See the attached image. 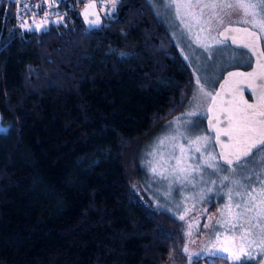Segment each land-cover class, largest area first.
Instances as JSON below:
<instances>
[{"label": "trees", "instance_id": "trees-1", "mask_svg": "<svg viewBox=\"0 0 264 264\" xmlns=\"http://www.w3.org/2000/svg\"><path fill=\"white\" fill-rule=\"evenodd\" d=\"M101 17L10 32L0 0V264H169L179 223L134 191L136 152L192 74L146 0Z\"/></svg>", "mask_w": 264, "mask_h": 264}, {"label": "snow or ice", "instance_id": "snow-or-ice-1", "mask_svg": "<svg viewBox=\"0 0 264 264\" xmlns=\"http://www.w3.org/2000/svg\"><path fill=\"white\" fill-rule=\"evenodd\" d=\"M80 2L83 3L84 0ZM156 2L164 6L166 11L175 9L176 18L184 24L188 32H192L194 27H199L200 32H211L210 26L213 22L223 25L227 17L230 24L251 25V29L264 34V0H180V2L156 0ZM114 4L115 0H113V7ZM97 6L95 0L85 4L86 19L90 15L89 9H96ZM106 7L105 0H99V8L103 10ZM182 9H184L183 12ZM91 14L98 19V13ZM105 15H111V13L105 12ZM89 23L94 24L96 20H90ZM21 26L26 27L27 22ZM241 31L247 33L253 41L242 46L252 55L264 57V52H259L255 43L260 39V35L246 27H225L220 32L225 39L216 40L215 44L224 45L227 39H231L235 44L237 43L235 35L230 34ZM194 42L211 56L214 51L212 44L201 42L198 36H195ZM260 67L264 68V63ZM233 75L243 74L229 73V76ZM254 75L256 74H249V76ZM260 79L261 84L256 91L257 105L245 104V110L239 116L226 105L224 119L227 123L223 128H217V124L220 123L219 118L213 117L209 120L210 128L201 130L199 125L208 113L213 111V107L204 108V105L211 100L214 106L216 97L220 94L216 93L213 96L210 91H206L205 85L208 78H205V83L202 84L198 76L193 99L189 102V107L195 106L196 110L186 111L181 117L165 125L167 134L156 138L153 150L148 153L153 159L146 163L150 167L154 182L161 187L167 185L168 196H171L173 185L194 187L193 180L204 184L218 183L221 198L227 195L229 203L221 209L214 224H205L203 227L210 228L213 232H216L217 228L225 233L239 232V238L242 241L247 240L252 231L259 228V246L261 256H264V104L259 103V98L264 95V73L260 75ZM204 132L207 134H203ZM213 132H215L214 135ZM221 136L228 137L227 144L220 141ZM181 140L183 143L180 142ZM217 145L220 151L213 154ZM164 150H167V158H165ZM157 156H159L158 159ZM212 191V188H208L209 193ZM234 197L238 198L235 203H233ZM179 206L177 204V207ZM188 211L186 209L185 214ZM252 213L255 215H250ZM180 219L183 220L184 215L180 216ZM221 235L222 233L216 234L217 241L220 240ZM234 239L235 237L233 242ZM184 251L187 252L188 249L185 248ZM225 253L228 255L226 256ZM202 255L204 254L195 255L197 264ZM206 255L213 261L231 259L239 264H249V261L261 264L260 260L251 252L245 251L243 246L239 254L230 252L228 247H220L207 252Z\"/></svg>", "mask_w": 264, "mask_h": 264}, {"label": "rangeland", "instance_id": "rangeland-1", "mask_svg": "<svg viewBox=\"0 0 264 264\" xmlns=\"http://www.w3.org/2000/svg\"><path fill=\"white\" fill-rule=\"evenodd\" d=\"M146 2L152 10L156 20L161 23L168 32L177 51L187 64L192 74L193 84L189 97L181 110L158 125L139 145L136 152V162L139 172L137 178L133 182V189L136 191L142 202L171 215L179 223L180 235L176 239L175 247L172 249L173 253L169 259V264H191V261L195 259L197 253H203L204 255L201 257H207L212 260L206 255V253L214 251L216 248L220 247H228L230 252L239 254L242 246L245 251L251 252L253 256L260 260L261 264H264V256H261V249L259 246V228L254 229L248 239L242 241L239 238V232L225 233L219 228H217L216 232H213L210 228L203 227L205 224H214L221 209H224V206L229 203L227 195H223L221 198L219 192L220 185L218 183L204 184L193 180L194 187L192 185H173L171 196H168L167 185L165 184V186L161 187L154 182L150 167L146 163L153 159L148 153L153 150L156 138L167 134L165 125L168 124L169 121L181 117L186 111L196 110L195 106L191 108L189 107V102L193 99V92L197 87L196 79L198 76L201 78L202 84L205 83V78H208L205 90L210 91L213 94L219 81L228 70L236 68L248 69L251 66L252 59L245 51L236 50L227 42L224 45L219 46L215 44L216 40H220L218 33L222 28L226 25L238 24H230L228 18L225 17L223 25H217L213 22L210 26L212 29L211 32H200L199 27H194L192 32H188L184 24L180 23V20L176 18L175 9L166 11L164 6L158 4L156 0H146ZM175 2H180V0H175ZM99 11L101 16L105 15L100 9ZM181 11L183 12L184 9ZM27 21V26L25 27L27 30L40 32L45 30L48 23L53 20L42 21L37 17L32 16L28 18ZM24 23L25 22L22 24ZM189 23H191V20H189ZM243 26L251 28V25ZM256 31L258 32V30ZM195 36H198L201 42L212 44L214 46V51L211 56L197 46L194 42ZM260 37L264 51V34H260ZM208 102H210V100ZM207 105L208 103L204 105V108H206ZM204 119L199 125L201 130H205ZM203 134L207 133L204 132ZM180 142L183 143V140ZM164 151L165 158H167V150ZM215 153L216 150L214 149L213 154ZM196 155L199 156V154ZM156 158L158 159L159 156ZM213 179L215 178L213 177ZM208 188H212V193L208 192ZM224 191L226 192V189ZM237 200L238 198L234 197L233 203L237 202ZM177 204L180 206L177 207ZM186 209L189 210L187 214H185ZM233 211H235V209H233ZM182 215H184L183 220L180 219V216ZM250 215L254 216L255 213ZM217 233H222L219 241L216 240ZM226 237L227 239H225ZM233 237H235L234 242ZM252 241H255V243H252ZM185 248L188 249L187 252L184 251ZM225 255L227 256L228 253H225ZM227 262L228 264H239V262H234L231 259H228ZM249 264H256V261H249Z\"/></svg>", "mask_w": 264, "mask_h": 264}, {"label": "water", "instance_id": "water-1", "mask_svg": "<svg viewBox=\"0 0 264 264\" xmlns=\"http://www.w3.org/2000/svg\"><path fill=\"white\" fill-rule=\"evenodd\" d=\"M93 0L88 1L87 3H92ZM84 9L85 5L81 8L79 11V17L82 21V24L87 30H94L97 29L101 24V15L98 11V9H89L90 15L88 18H85L84 15ZM98 13V19L96 16L92 15L91 13ZM90 20H96V23L90 24ZM225 27H246L249 28L252 31H256L254 29H251L248 26H241V25H226ZM224 27V28H225ZM222 28L219 33V39L224 40L225 37L220 35V32L224 30ZM257 32V31H256ZM258 33V32H257ZM259 34V33H258ZM235 35L237 43L233 44L231 39H227L226 42L234 49L245 51L248 53L252 59L251 66L248 69H231L228 70L221 80L219 81L218 85L216 86V89L214 90L213 96L216 95V93H219L220 95L216 97L215 105H212V102H208L207 107H213V111L211 113H208L207 117L204 119V125L205 129H209V120L213 117L219 118L220 123L217 124V128H223L224 124L227 123V121L224 119L225 117V106H230V109L232 112H235L237 116L241 115L245 110V104H251V105H257L258 98L256 96V91L259 90V86L261 84L260 75L264 73V68H261L260 65L264 63V57H260L259 55H252L248 49L244 48L242 45L246 43L253 42L251 37L248 36L245 32H237ZM260 35V34H259ZM255 43L258 46L259 52H264L262 48V42L261 37L258 41H255ZM229 73H240L243 75H233L229 76ZM255 73L254 76H249V74ZM259 103L264 104V95H262L259 98ZM206 107V108H207ZM215 132H213V135ZM220 141L227 144L228 143V137L221 136ZM216 153L220 151L219 145L215 147Z\"/></svg>", "mask_w": 264, "mask_h": 264}, {"label": "built area", "instance_id": "built-area-1", "mask_svg": "<svg viewBox=\"0 0 264 264\" xmlns=\"http://www.w3.org/2000/svg\"><path fill=\"white\" fill-rule=\"evenodd\" d=\"M91 0H12V24L10 32L17 26L18 22H26V20L35 14H38L41 20L46 18H56L65 14L69 10L80 11L81 8ZM94 1V0H93ZM117 0H115L116 2ZM99 11V0H95ZM106 8L101 10L112 13L114 10L113 0H105ZM100 13V11H99ZM101 15V14H100Z\"/></svg>", "mask_w": 264, "mask_h": 264}]
</instances>
